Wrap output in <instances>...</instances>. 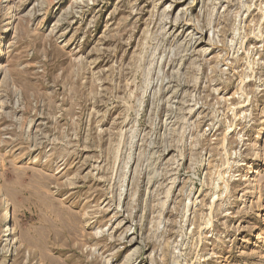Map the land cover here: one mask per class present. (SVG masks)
Masks as SVG:
<instances>
[{"label":"rangeland","instance_id":"obj_1","mask_svg":"<svg viewBox=\"0 0 264 264\" xmlns=\"http://www.w3.org/2000/svg\"><path fill=\"white\" fill-rule=\"evenodd\" d=\"M0 264H264V0H0Z\"/></svg>","mask_w":264,"mask_h":264}]
</instances>
